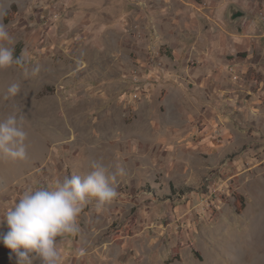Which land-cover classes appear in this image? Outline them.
Wrapping results in <instances>:
<instances>
[{"label": "rangeland", "instance_id": "rangeland-1", "mask_svg": "<svg viewBox=\"0 0 264 264\" xmlns=\"http://www.w3.org/2000/svg\"><path fill=\"white\" fill-rule=\"evenodd\" d=\"M0 23L24 55L0 120L27 133L0 219L98 160L118 195L56 238L60 264H264V0H0Z\"/></svg>", "mask_w": 264, "mask_h": 264}, {"label": "clouds", "instance_id": "clouds-1", "mask_svg": "<svg viewBox=\"0 0 264 264\" xmlns=\"http://www.w3.org/2000/svg\"><path fill=\"white\" fill-rule=\"evenodd\" d=\"M13 39L7 26L0 23V69L12 65L22 66L24 55H14ZM39 69H33L35 75ZM20 90L18 83H11L5 99L15 97ZM27 133L15 114L0 120V158L12 161L27 159L25 140ZM86 175L74 174L56 180L49 187L23 192L0 219L6 223L7 231L0 232V243L11 250L17 264H33L39 259L41 264H60L57 237L75 235L79 231L78 217L85 205L94 202L97 211H102L118 195L112 186L115 173L98 160L90 164ZM12 256L9 255V260Z\"/></svg>", "mask_w": 264, "mask_h": 264}, {"label": "water", "instance_id": "water-1", "mask_svg": "<svg viewBox=\"0 0 264 264\" xmlns=\"http://www.w3.org/2000/svg\"><path fill=\"white\" fill-rule=\"evenodd\" d=\"M244 12L235 5H231L227 11V17L230 22H235L238 18L244 16Z\"/></svg>", "mask_w": 264, "mask_h": 264}]
</instances>
